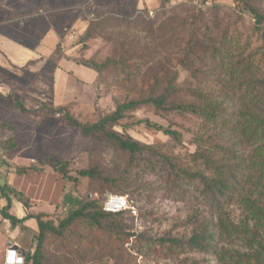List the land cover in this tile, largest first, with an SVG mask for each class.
I'll return each instance as SVG.
<instances>
[{
    "label": "rangeland",
    "instance_id": "obj_1",
    "mask_svg": "<svg viewBox=\"0 0 264 264\" xmlns=\"http://www.w3.org/2000/svg\"><path fill=\"white\" fill-rule=\"evenodd\" d=\"M245 3L262 14L260 23ZM106 17L114 39L123 32V38H133L126 41L140 49L144 39L149 40L155 55L147 64L154 65L160 80L163 73L176 77L178 90L168 96V105L198 103L191 95L196 89L219 103L221 112L234 116L248 97L246 81L230 78L225 68L241 62L264 78V0H0V160L4 161L0 175L13 190L8 211L40 214L56 226L80 202L111 193L103 178L115 179L119 194L131 201L135 214L102 229L81 221L60 235L45 232L41 264H221L214 255L161 243L164 237H188L192 227L187 217L200 206L198 186L175 177L165 160L202 169L194 161V139L212 126L205 127L198 115L149 106L129 112L114 126L116 131L122 132L133 119L147 118L179 133V140H174L161 131L129 125L125 133L149 149L130 154L107 139L84 137L62 113L23 114L14 106L18 100L28 108L65 107L78 121L88 123L126 100L129 86L115 85L114 68L97 76L80 64L120 55L115 40L84 37L91 22ZM136 17L154 21V34H136L127 27ZM156 35L161 39L152 38ZM189 48L195 51L193 56ZM134 65L130 62L129 76L136 77ZM148 79L151 76L142 70L131 83L140 85ZM48 159L67 163L76 180L64 179L47 166L16 173L18 167ZM92 168L98 177L78 174ZM5 203L0 197V208ZM229 213L235 221L242 217L236 205ZM27 225L31 230L12 229L0 215V264L8 245L32 253L38 229L34 220ZM224 243L239 247L236 241Z\"/></svg>",
    "mask_w": 264,
    "mask_h": 264
},
{
    "label": "trees",
    "instance_id": "obj_2",
    "mask_svg": "<svg viewBox=\"0 0 264 264\" xmlns=\"http://www.w3.org/2000/svg\"><path fill=\"white\" fill-rule=\"evenodd\" d=\"M206 1L203 0V2ZM245 5L255 20L260 23L263 20L262 14L248 3ZM109 21L110 17H106L99 22H91L84 37L99 35L105 36L108 40H115V44L120 49V55L117 58H106L102 62L89 60L80 64L96 72L97 76H101L108 68H114L117 77L115 85L129 86L130 93L126 96V100L118 102L112 112L88 123L78 121L65 107L41 104L37 108H28L18 100L14 101V106L23 114H35L41 110L53 114L62 113L70 126L84 137L107 139L113 142L120 151L130 154L141 153L146 150L147 146L125 133L129 125H143L146 128L161 131L174 140H179V133L175 129L165 128L147 118L133 119L122 126V132L116 131L114 126L120 125L119 121L129 112L149 106L157 111L177 110L198 115L205 127L209 129L212 126L210 131H203L194 139L197 147L194 152V161L199 162L202 169L190 170L180 166L179 163L165 160L175 177L198 186L200 206L187 217V224L192 227L188 237L185 239L164 237L161 243L169 247L184 246L192 251L214 255L221 264H264V99H262L264 78H261L251 66L241 62L225 68L224 71L230 78L237 77V79L246 81L248 97H245L247 99L241 103L242 109L234 116L224 114L221 112L219 103L192 88L191 95L195 96L198 103L185 104L180 101L168 105V96L178 90L175 86L176 77L163 73V79L160 80L157 72L155 75L154 65L147 64L152 61L151 55H155V51L150 50L149 40L144 39L142 49H140L127 42L126 40L131 41L133 38H123V32L117 33L118 37L114 39L113 32L108 31L112 27ZM153 25L152 20L145 21L136 17L129 21L127 27H133L136 34L153 35ZM152 38L161 39L159 35L152 36ZM169 40L166 39V43ZM189 54L193 56L195 51L189 48ZM132 61L135 63L134 67L139 76L135 77L133 74L129 76L132 73L130 69ZM163 68H165L164 65H161L160 69ZM142 70L144 75L151 76V79L142 81L140 85L131 83L132 80L140 77ZM244 146L248 147V151L245 152L242 148ZM2 164L4 161L0 160V166ZM45 166L60 174L64 179L76 180L69 175L67 163L51 159L45 163L39 162L27 167H18L16 173L24 174L28 170L42 171ZM78 174L90 178L99 176L95 168L79 170ZM103 179L109 184L111 193L122 192L115 179ZM12 193L13 190L8 186L6 179L0 175V197L6 201L5 205L0 208L2 218L9 221L12 229L19 228L22 232L31 230L26 224L29 220H34L38 229L32 253L24 254V264H41L42 241L45 232L60 235L81 221L87 222L95 229H102L107 223L114 226L115 220L130 213L128 210L115 213L105 211L99 195L80 202L55 226L51 222L43 221L40 214L27 213L22 217H17L9 213L10 194ZM128 201L131 203L130 200ZM234 205L241 212L242 217L239 221H235L229 213V208ZM230 240L238 242L239 247L225 246L224 242Z\"/></svg>",
    "mask_w": 264,
    "mask_h": 264
},
{
    "label": "built area",
    "instance_id": "obj_3",
    "mask_svg": "<svg viewBox=\"0 0 264 264\" xmlns=\"http://www.w3.org/2000/svg\"><path fill=\"white\" fill-rule=\"evenodd\" d=\"M103 209L112 213L128 210L135 214L134 206L127 200L126 196L115 193H108L104 196ZM21 260L24 264L23 251L18 246L8 245L4 251L3 264H19Z\"/></svg>",
    "mask_w": 264,
    "mask_h": 264
},
{
    "label": "crops",
    "instance_id": "obj_4",
    "mask_svg": "<svg viewBox=\"0 0 264 264\" xmlns=\"http://www.w3.org/2000/svg\"><path fill=\"white\" fill-rule=\"evenodd\" d=\"M17 217H22V215H16ZM3 219V218H2ZM4 220V222H7V223H9V221L8 220H6V219H3ZM29 221H31V220H29ZM28 222V221H27ZM27 222H26V224H27ZM1 251H2V243H0V253H1ZM23 251V250H22ZM23 253L25 254V252L23 251Z\"/></svg>",
    "mask_w": 264,
    "mask_h": 264
},
{
    "label": "water",
    "instance_id": "obj_5",
    "mask_svg": "<svg viewBox=\"0 0 264 264\" xmlns=\"http://www.w3.org/2000/svg\"><path fill=\"white\" fill-rule=\"evenodd\" d=\"M103 200H104V197L101 198V201H103Z\"/></svg>",
    "mask_w": 264,
    "mask_h": 264
},
{
    "label": "clouds",
    "instance_id": "obj_6",
    "mask_svg": "<svg viewBox=\"0 0 264 264\" xmlns=\"http://www.w3.org/2000/svg\"><path fill=\"white\" fill-rule=\"evenodd\" d=\"M19 264H22V260L19 262Z\"/></svg>",
    "mask_w": 264,
    "mask_h": 264
}]
</instances>
